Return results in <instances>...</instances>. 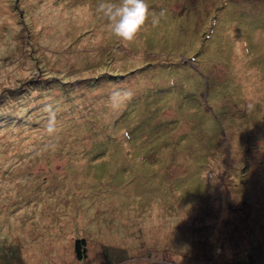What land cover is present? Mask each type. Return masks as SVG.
Here are the masks:
<instances>
[{
  "label": "rangeland",
  "instance_id": "rangeland-1",
  "mask_svg": "<svg viewBox=\"0 0 264 264\" xmlns=\"http://www.w3.org/2000/svg\"><path fill=\"white\" fill-rule=\"evenodd\" d=\"M99 3L0 0V264H264V0Z\"/></svg>",
  "mask_w": 264,
  "mask_h": 264
},
{
  "label": "clouds",
  "instance_id": "clouds-1",
  "mask_svg": "<svg viewBox=\"0 0 264 264\" xmlns=\"http://www.w3.org/2000/svg\"><path fill=\"white\" fill-rule=\"evenodd\" d=\"M96 10L108 20L112 34L123 42H133L151 15L147 0H100ZM151 23L158 25L160 18L152 16Z\"/></svg>",
  "mask_w": 264,
  "mask_h": 264
},
{
  "label": "trees",
  "instance_id": "trees-1",
  "mask_svg": "<svg viewBox=\"0 0 264 264\" xmlns=\"http://www.w3.org/2000/svg\"><path fill=\"white\" fill-rule=\"evenodd\" d=\"M45 67L42 68L39 72H40V76L41 80H35L31 77H26L25 80L23 82H21L20 84H15L13 86V90L14 92H12L13 94H18V96H24L27 94V90L26 87H24V85L26 84L27 86H33V85H40V88H48V89H52V90H57L60 92V88L63 86V81H59L58 77H55L56 74H54L55 76L52 75V73H46L45 71ZM44 72V73H43ZM48 80V81H47ZM59 81V82H58ZM26 82L25 84H23L21 86L22 83ZM58 82V83H57ZM58 92V93H59ZM73 251L75 254V259L77 261H81L82 259H86L87 258V239L86 238H77L74 240V244H73Z\"/></svg>",
  "mask_w": 264,
  "mask_h": 264
}]
</instances>
